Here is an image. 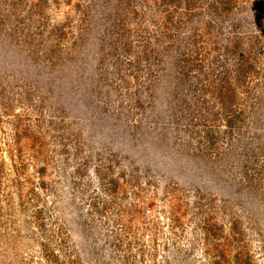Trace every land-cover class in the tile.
Instances as JSON below:
<instances>
[{
  "label": "rangeland",
  "instance_id": "1",
  "mask_svg": "<svg viewBox=\"0 0 264 264\" xmlns=\"http://www.w3.org/2000/svg\"><path fill=\"white\" fill-rule=\"evenodd\" d=\"M0 264H264V0H0Z\"/></svg>",
  "mask_w": 264,
  "mask_h": 264
}]
</instances>
